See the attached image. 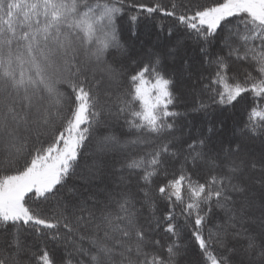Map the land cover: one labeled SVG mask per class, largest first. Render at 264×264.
<instances>
[{"label": "snow or ice", "instance_id": "1", "mask_svg": "<svg viewBox=\"0 0 264 264\" xmlns=\"http://www.w3.org/2000/svg\"><path fill=\"white\" fill-rule=\"evenodd\" d=\"M0 264H264V0H0Z\"/></svg>", "mask_w": 264, "mask_h": 264}, {"label": "trees", "instance_id": "2", "mask_svg": "<svg viewBox=\"0 0 264 264\" xmlns=\"http://www.w3.org/2000/svg\"><path fill=\"white\" fill-rule=\"evenodd\" d=\"M189 119H194V120H196V121L198 122V121H200L202 118H201L200 116H198V115H190V116H189Z\"/></svg>", "mask_w": 264, "mask_h": 264}, {"label": "rangeland", "instance_id": "3", "mask_svg": "<svg viewBox=\"0 0 264 264\" xmlns=\"http://www.w3.org/2000/svg\"><path fill=\"white\" fill-rule=\"evenodd\" d=\"M148 38H146V40H147ZM188 103H189V105H191V103H193V100H192V98L190 97L189 99H188ZM202 118V117H201Z\"/></svg>", "mask_w": 264, "mask_h": 264}]
</instances>
